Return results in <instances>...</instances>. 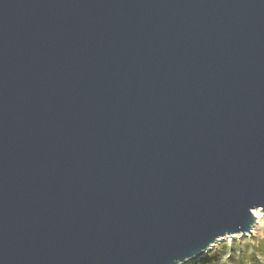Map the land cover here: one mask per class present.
Returning a JSON list of instances; mask_svg holds the SVG:
<instances>
[{
  "label": "water",
  "instance_id": "obj_1",
  "mask_svg": "<svg viewBox=\"0 0 264 264\" xmlns=\"http://www.w3.org/2000/svg\"><path fill=\"white\" fill-rule=\"evenodd\" d=\"M264 210V0H0V264H186Z\"/></svg>",
  "mask_w": 264,
  "mask_h": 264
},
{
  "label": "rangeland",
  "instance_id": "obj_2",
  "mask_svg": "<svg viewBox=\"0 0 264 264\" xmlns=\"http://www.w3.org/2000/svg\"><path fill=\"white\" fill-rule=\"evenodd\" d=\"M239 242L231 258L227 257L225 246ZM200 261V262H199ZM264 264V217L257 221L253 233L248 236L226 237L217 242L201 258L186 264Z\"/></svg>",
  "mask_w": 264,
  "mask_h": 264
},
{
  "label": "trees",
  "instance_id": "obj_3",
  "mask_svg": "<svg viewBox=\"0 0 264 264\" xmlns=\"http://www.w3.org/2000/svg\"><path fill=\"white\" fill-rule=\"evenodd\" d=\"M238 244H239V242L232 243V245L229 247V249H228V246H225V252L227 253L228 258H231L233 256V253L235 252V247ZM193 264H200V263H193Z\"/></svg>",
  "mask_w": 264,
  "mask_h": 264
},
{
  "label": "bare ground",
  "instance_id": "obj_4",
  "mask_svg": "<svg viewBox=\"0 0 264 264\" xmlns=\"http://www.w3.org/2000/svg\"><path fill=\"white\" fill-rule=\"evenodd\" d=\"M253 213L256 217V223H257V221L260 222V220L263 219V217H264V210L263 209L254 210ZM224 239H226V238H224Z\"/></svg>",
  "mask_w": 264,
  "mask_h": 264
}]
</instances>
